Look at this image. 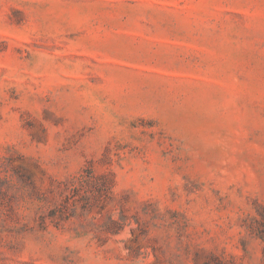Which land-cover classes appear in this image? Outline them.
Returning a JSON list of instances; mask_svg holds the SVG:
<instances>
[{
    "label": "rangeland",
    "instance_id": "obj_1",
    "mask_svg": "<svg viewBox=\"0 0 264 264\" xmlns=\"http://www.w3.org/2000/svg\"><path fill=\"white\" fill-rule=\"evenodd\" d=\"M264 0H0V264H264Z\"/></svg>",
    "mask_w": 264,
    "mask_h": 264
},
{
    "label": "trees",
    "instance_id": "obj_2",
    "mask_svg": "<svg viewBox=\"0 0 264 264\" xmlns=\"http://www.w3.org/2000/svg\"><path fill=\"white\" fill-rule=\"evenodd\" d=\"M253 219V224L250 226L251 232L264 242V206L258 211V217Z\"/></svg>",
    "mask_w": 264,
    "mask_h": 264
}]
</instances>
